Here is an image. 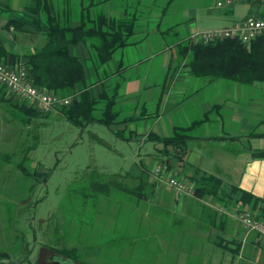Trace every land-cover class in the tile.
Returning a JSON list of instances; mask_svg holds the SVG:
<instances>
[{
    "label": "crops",
    "instance_id": "obj_1",
    "mask_svg": "<svg viewBox=\"0 0 264 264\" xmlns=\"http://www.w3.org/2000/svg\"><path fill=\"white\" fill-rule=\"evenodd\" d=\"M218 1L51 0L62 25L75 27L84 18L104 19L105 29L121 28L126 36V44L105 63L90 41L71 43L69 52L84 66L93 116L103 102L102 116H94L102 118L110 104L107 126L146 156L140 171L148 173L141 176L144 182L137 188L143 191L144 186L156 195L168 185L155 180L146 166L149 161L167 164L193 187L200 181L203 191L197 195L167 186L178 196L174 230L182 237L166 240L165 259L264 264V235L248 230L236 215L240 210L252 215L260 212L254 209V200H264V158L254 156L264 149V86L196 76L178 52V44L189 41L194 33L216 29L201 28L199 22L202 17H217V8H223L221 15L227 22L220 28L251 15L264 16L259 2L218 6ZM32 3L0 0V42L8 53L24 57L47 41L46 16L32 11ZM10 19L19 20L21 28L5 29ZM177 129L181 148L165 147L157 139L171 137ZM208 176L217 180L203 181ZM261 205L264 209L258 202ZM235 255L240 259L233 260Z\"/></svg>",
    "mask_w": 264,
    "mask_h": 264
},
{
    "label": "rangeland",
    "instance_id": "obj_2",
    "mask_svg": "<svg viewBox=\"0 0 264 264\" xmlns=\"http://www.w3.org/2000/svg\"><path fill=\"white\" fill-rule=\"evenodd\" d=\"M215 11L213 19L202 17L201 28L226 25L223 8ZM1 102L0 264H46L52 257L68 264L201 263L165 259L166 240L182 237L174 230L178 196L168 185L156 195L144 186L138 190L148 171H140L146 156L135 143L121 141L98 121L75 124L63 107L23 123ZM102 109L103 102L94 116ZM157 165L146 166L153 173Z\"/></svg>",
    "mask_w": 264,
    "mask_h": 264
},
{
    "label": "trees",
    "instance_id": "obj_3",
    "mask_svg": "<svg viewBox=\"0 0 264 264\" xmlns=\"http://www.w3.org/2000/svg\"><path fill=\"white\" fill-rule=\"evenodd\" d=\"M31 10L43 11L45 14L47 41L24 57L8 53L0 42V52L4 56L3 62L11 65L24 63L34 84L58 96L74 94L71 106H60L63 107V114L73 123L84 125L98 121L108 125L111 122V105L108 104L102 118L93 116V100L87 91L84 66L77 56L69 52V45L78 41H90L97 51L100 61L105 63L111 59L113 52L118 47L126 44V36L123 35L121 28L112 27L108 30L104 28L106 23L104 19L93 20L90 18L82 19L81 24L75 27L62 25L56 19L51 0H33ZM4 28L20 29L21 22L17 19H10L4 24ZM178 45L180 57L186 59V65L196 76L226 78L244 84L264 82V37L254 40L250 44H244L238 38H226L209 43L190 39L180 42ZM0 85L1 103L8 105L7 108L13 117H17L23 123L29 122L37 114L50 113L41 112L25 100L20 102L18 99L5 98L3 88H7L3 84ZM180 132L177 129L173 136L157 139L165 147L181 148ZM254 156L264 158V149L254 152ZM214 179L217 180L213 176H208L203 181L209 183ZM199 182L194 186L196 195L203 191ZM211 187L213 186L211 185ZM258 202L264 204V200L255 198L253 207L255 210L260 209V212L254 214L253 217L264 222V209H262V205L257 206ZM68 251L73 252V250ZM3 255L5 254L0 253V256L5 257Z\"/></svg>",
    "mask_w": 264,
    "mask_h": 264
},
{
    "label": "built area",
    "instance_id": "obj_4",
    "mask_svg": "<svg viewBox=\"0 0 264 264\" xmlns=\"http://www.w3.org/2000/svg\"><path fill=\"white\" fill-rule=\"evenodd\" d=\"M236 1L259 2L264 0H219L218 6L233 4ZM264 37V17L251 15L230 27L203 30L192 35L196 42L209 43L226 38H238L244 44ZM0 84L17 97L27 101L43 113H48L60 106L70 105L72 97L58 96L47 89L40 87L32 81L29 71L24 63L15 65L0 61ZM156 181L165 182L180 193L194 195V187L180 179L167 164H160L153 170ZM237 218L250 231L264 235V222L253 217L249 211H241Z\"/></svg>",
    "mask_w": 264,
    "mask_h": 264
},
{
    "label": "flooded vegetation",
    "instance_id": "obj_5",
    "mask_svg": "<svg viewBox=\"0 0 264 264\" xmlns=\"http://www.w3.org/2000/svg\"><path fill=\"white\" fill-rule=\"evenodd\" d=\"M38 264H41L40 260ZM46 264H68V263L65 260H61V259L54 260L52 257L51 260L49 261L47 260Z\"/></svg>",
    "mask_w": 264,
    "mask_h": 264
}]
</instances>
